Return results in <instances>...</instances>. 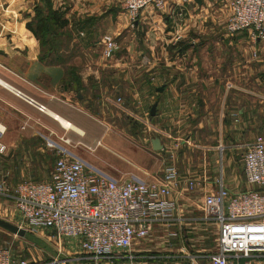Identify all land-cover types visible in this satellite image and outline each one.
Returning <instances> with one entry per match:
<instances>
[{
  "label": "crops",
  "instance_id": "crops-1",
  "mask_svg": "<svg viewBox=\"0 0 264 264\" xmlns=\"http://www.w3.org/2000/svg\"><path fill=\"white\" fill-rule=\"evenodd\" d=\"M51 1L54 8H66L65 18L71 33L88 38L91 32L98 41L104 35H112L119 43L117 39L121 33L129 32L131 21L121 8L120 0ZM230 2L201 0L198 5L191 0L181 18L178 17L181 5L175 0H165L161 10L145 8L133 27L137 30L141 25L143 30V25L151 26L144 40H139L144 42L143 51L150 52L153 57L151 64L135 67L117 57L106 63L87 64L77 72L79 89L68 80L62 66H49L39 61V43L25 27L28 20L18 22L17 12L9 14V9L5 12L0 7V81L35 98L48 110V113H40L21 100L23 104H20L19 99L0 85V128L4 129L2 140L7 149L0 156V179L9 185L27 178L47 179L55 161L49 163L55 151L46 146L47 141L81 160L88 170L115 182L159 179L165 156L162 150L152 149L151 140L157 136L136 138V141L124 131L126 127L111 133L107 123L98 124V116H103L108 109L120 111L110 102L120 98L130 114L135 110L150 112L156 103L150 123L181 140L177 159L182 176L191 174L199 180L206 175L209 182L216 177L208 170L210 162L198 168H181L180 164L184 161L189 164L195 157L190 148L194 147L203 150L204 161L206 153L222 154V181L231 193L255 188L245 183L241 157L240 160L238 157L253 141L258 129L256 116L252 114L257 112L253 111V106L260 96L251 85L258 82L260 71H264V40H256L257 44L251 45L250 32L237 34L236 40L228 39L223 31L230 16ZM126 45L127 52L131 53ZM155 48L160 58H154ZM154 77L156 81L152 83ZM159 88H163L161 92ZM52 115L80 132L64 128ZM212 132L218 133L217 145L198 141L200 137L202 140L204 136L208 138ZM61 138L68 143L60 141ZM159 140L163 145L165 139L160 136ZM97 141L100 146H96ZM194 142L198 145L193 146ZM101 147L108 152L106 159L96 155ZM185 148L193 151V156L184 153ZM172 197L178 202V212L177 220L169 227H186L184 222L208 225L201 212L203 189L199 182L194 192L186 193L179 187ZM213 225L217 236V226L211 223ZM167 229L166 226L156 232L154 245L170 241L171 236H162ZM143 248L136 252L145 255L150 251ZM142 257H145L143 264L148 261H152L149 264L163 263L157 260L160 257ZM205 263L206 259H201V264Z\"/></svg>",
  "mask_w": 264,
  "mask_h": 264
},
{
  "label": "built area",
  "instance_id": "built-area-1",
  "mask_svg": "<svg viewBox=\"0 0 264 264\" xmlns=\"http://www.w3.org/2000/svg\"><path fill=\"white\" fill-rule=\"evenodd\" d=\"M175 1L181 5V18L191 0ZM120 5L130 21L135 22L145 8L163 9L165 0H120ZM224 31L230 36L250 32L253 41L264 40V0H231ZM100 43L102 58L114 59L120 49L115 38L104 35ZM155 81V77L151 79L152 83ZM4 88L38 112L48 113L43 104L20 89L9 84ZM110 102L130 114L120 98ZM133 116L165 139V163L159 179L115 182L88 170L81 160L47 141L46 146L57 154L48 178H27L14 185L0 179V197L12 203L27 230L42 229L59 240H76L83 260L91 264H143L145 257L134 249L177 220L178 202L172 197L173 191L181 187L186 193L194 192L199 182L203 189V218L217 226L216 249L205 258L186 255L181 264H201V259H206L205 264H264V192L231 193L221 174L212 182L206 175L199 180L191 174L182 176L177 159L181 140L153 127L148 111ZM3 135L4 129L0 128V156L7 150ZM60 141L68 143L66 139ZM96 146H100V141ZM241 165L245 183L264 190V140L257 138L246 145ZM122 252L127 255L121 257ZM0 264L28 263L14 256L11 249L0 248Z\"/></svg>",
  "mask_w": 264,
  "mask_h": 264
},
{
  "label": "rangeland",
  "instance_id": "rangeland-1",
  "mask_svg": "<svg viewBox=\"0 0 264 264\" xmlns=\"http://www.w3.org/2000/svg\"><path fill=\"white\" fill-rule=\"evenodd\" d=\"M42 2L43 0H20V2H18V0L12 2L0 0V7H3L5 12L7 9H9V14L12 11L17 12L19 18L18 22L25 20L29 21L34 15L35 6L41 7ZM9 6L10 8H8ZM162 22L163 20H161V24ZM133 25L134 22H131L129 26V32H122L118 37L117 40L119 42L118 44L120 46V49L115 57L122 58L125 62L129 63L132 66L134 65L135 67L145 65L147 66V64H151V61H153V57L151 56L150 52L143 51L141 45H143L144 42L141 43L139 40H141L142 38L144 40L145 33L148 29L151 28V26L143 25L142 27L144 29L141 30L140 25L139 29L135 30V27H133ZM223 33L230 40H236V37L238 36L237 34L230 36L226 34L225 31H223ZM71 34L72 39L69 42H64V44H68V49L62 53V55L65 56V59L68 60L67 66H73L76 68V72H80L87 64L95 63L98 61L105 63L107 62V60H104L102 58V46L98 44V42L100 41H98L96 37L94 38L91 32L90 37H88L89 39L86 37H82L75 32ZM126 41H129V43L132 42V45H126ZM249 42L251 45L257 44V41H253L251 37L249 38ZM125 45L130 47L129 52L131 53L127 52ZM155 57L160 58V53L156 51V48L154 51V58ZM258 76V82L251 85L254 91L260 96L259 101L253 106L255 107L253 111L257 112L255 114L253 113L252 115L254 117L256 116V120L258 122V129L253 134V140L257 138L264 140V71H260ZM16 100L18 99L16 98ZM18 101L20 104H23L20 100ZM140 103L142 102L140 101L136 103L137 107H140ZM135 114L139 115L142 113L135 110L131 115L115 109H108L107 111H105V114H103V116H98V124L99 126H102V124L107 123L109 125V131L111 133H115V131H122V129L126 127L124 131L131 137H134L136 141H138L139 138L144 137H146L145 139H147L150 135L157 136L158 138L160 137L158 132L152 131V128L149 129L150 131L144 129L145 127L139 121H137L136 118H134L133 115ZM209 135L210 136H208V138L204 136V140H202L201 137L198 138V141L200 140L201 143L209 142L213 146L217 145L218 133L212 132ZM213 137L215 138L213 139ZM194 143L195 144H193V146L198 145V142ZM190 148L194 151L192 152L195 154V157H192V160L190 159L189 164H186V161H184L183 164H180L179 162L181 168H198V165H202L205 162L206 164H208L210 162V168L208 170L210 171L211 176L215 177L220 174L222 175V154H219L218 152L213 154L212 152L206 153L204 161V152L202 149L199 150L194 147ZM88 150L94 151L95 148H88ZM192 152L190 150H187L186 148L184 149V153H188L189 155L193 156ZM96 155L105 157V159L109 157L108 152L104 147L99 148L96 152ZM240 157L241 155H239L238 159ZM49 163H51V161ZM3 175L4 174H2V176ZM257 189L260 188H252L251 190ZM261 191L264 192V190ZM0 219L14 226L21 227L22 229L27 231L24 237H19L0 229V248L11 249L14 256L25 260L28 264H91L90 262L83 260L84 256L81 254L79 244L76 240L65 238H61L59 240L52 232L42 229L27 230V226L17 215L12 203L2 197H0ZM207 222H209L210 224L208 223V225L205 226L188 224V222H184V225L186 227L180 228L179 225L167 227L168 229L167 231H165V234H160L159 236H171L170 241H168L167 244H160L159 246L154 245L153 238L157 236V233L154 234L151 238L145 241L143 245H141V247L144 246V251L148 252L150 250L148 253H145V255L141 256H147L148 259L160 257L157 260H162L163 263L181 264L186 255H208L216 249L217 236L216 228L214 227V225L211 226L212 222ZM137 249L138 248H135L134 251H136ZM179 250L181 251L179 252ZM132 253L133 251L131 252V254ZM119 255L121 257H124L127 254L122 252L119 253ZM151 262L152 261H148L144 264H149Z\"/></svg>",
  "mask_w": 264,
  "mask_h": 264
},
{
  "label": "trees",
  "instance_id": "trees-1",
  "mask_svg": "<svg viewBox=\"0 0 264 264\" xmlns=\"http://www.w3.org/2000/svg\"><path fill=\"white\" fill-rule=\"evenodd\" d=\"M42 6H35L34 15L25 27L30 31L39 43L38 59L45 65L62 66L68 80L76 84L79 89L80 83L76 68L67 66L68 60L62 55L68 49L71 31L68 29V21L65 18L66 8H54L51 0H43ZM153 120L154 117H149ZM50 161H54L55 153L52 152Z\"/></svg>",
  "mask_w": 264,
  "mask_h": 264
},
{
  "label": "water",
  "instance_id": "water-1",
  "mask_svg": "<svg viewBox=\"0 0 264 264\" xmlns=\"http://www.w3.org/2000/svg\"><path fill=\"white\" fill-rule=\"evenodd\" d=\"M196 4L198 5H201V0H193ZM163 88H159V92L162 91ZM80 97V96H79ZM155 111H156V103H154L152 105V107L150 108V117H154L155 115ZM151 146H152V149L154 151H161L162 150V145L160 143V140L159 138L155 137L151 140ZM0 229L6 231L7 233H10L12 235H17L19 237H24L26 235V231L17 227V226H14L2 219H0Z\"/></svg>",
  "mask_w": 264,
  "mask_h": 264
},
{
  "label": "bare ground",
  "instance_id": "bare-ground-1",
  "mask_svg": "<svg viewBox=\"0 0 264 264\" xmlns=\"http://www.w3.org/2000/svg\"><path fill=\"white\" fill-rule=\"evenodd\" d=\"M0 85L1 86H6V84L5 83H3V82H1L0 81ZM56 120H58V122L64 127V128H66V129H73V130H75L76 132H80V131H78V130H76L73 126H71L69 123H67L65 120H63V119H61V118H59V117H57V116H55V115H52Z\"/></svg>",
  "mask_w": 264,
  "mask_h": 264
}]
</instances>
